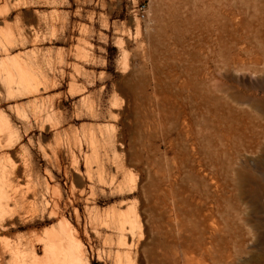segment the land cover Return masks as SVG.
Segmentation results:
<instances>
[{
  "label": "rangeland",
  "instance_id": "374dc122",
  "mask_svg": "<svg viewBox=\"0 0 264 264\" xmlns=\"http://www.w3.org/2000/svg\"><path fill=\"white\" fill-rule=\"evenodd\" d=\"M136 1L0 0V264H264V0Z\"/></svg>",
  "mask_w": 264,
  "mask_h": 264
},
{
  "label": "bare ground",
  "instance_id": "6f19581e",
  "mask_svg": "<svg viewBox=\"0 0 264 264\" xmlns=\"http://www.w3.org/2000/svg\"><path fill=\"white\" fill-rule=\"evenodd\" d=\"M132 24L135 26L137 25L136 21H133ZM10 65L12 66L13 64ZM0 72L8 76V78L9 75L12 74L11 68L8 65L3 67ZM21 76L22 74H20V77ZM6 128L7 131H9V128L7 126ZM1 176H3L2 173ZM3 195L4 192L2 191V183L0 182V218L2 220H0L2 222L0 227V245L3 249V253H5L8 262L15 263L16 254L19 252L20 247L15 244L8 243L5 239H3V236L6 235V226L8 224L7 222L11 219L5 218V216L8 212L12 211V208L10 207V205H8V203L4 205L2 204ZM37 243L41 246L38 247ZM30 249L33 253L30 256V264H75L76 260H79V252L75 244V239L73 238L68 224L62 219L58 223L57 233L46 238H40L36 243H30ZM38 252L40 253V257L36 256V253Z\"/></svg>",
  "mask_w": 264,
  "mask_h": 264
},
{
  "label": "built area",
  "instance_id": "2783aa9c",
  "mask_svg": "<svg viewBox=\"0 0 264 264\" xmlns=\"http://www.w3.org/2000/svg\"><path fill=\"white\" fill-rule=\"evenodd\" d=\"M147 12V1L146 0H137L135 6L133 7V15L139 20L146 19Z\"/></svg>",
  "mask_w": 264,
  "mask_h": 264
}]
</instances>
